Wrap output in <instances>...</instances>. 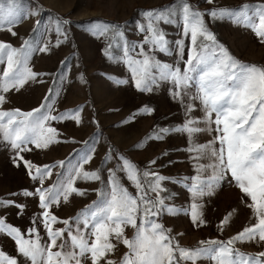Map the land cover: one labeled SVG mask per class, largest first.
Listing matches in <instances>:
<instances>
[{"label": "snow or ice", "instance_id": "6c2138e0", "mask_svg": "<svg viewBox=\"0 0 264 264\" xmlns=\"http://www.w3.org/2000/svg\"><path fill=\"white\" fill-rule=\"evenodd\" d=\"M207 2L212 3V0ZM179 11L183 36L190 39L186 60L184 39L174 42L177 55L184 63L183 69L179 62H162L155 55L156 52L172 55L166 34L160 28L161 23L175 22L176 9L172 5L144 13L146 23L139 24V30L146 33L144 41L139 46L125 42L121 59L127 64L131 82L137 90L152 92L161 83H168L171 85L170 96L184 108L185 119L180 125L161 128L149 139L162 140L164 134L170 132L186 135V151L192 154L190 159L197 161L194 165L196 175L184 178L185 181L190 180L184 185L191 196L189 207L167 202L172 195L164 182L173 178L152 170L157 164L156 159L149 161L152 167L141 169L125 155L118 152L114 155L110 148L102 163L114 160L115 167L106 169V182L101 177L102 169L88 171L84 168L95 154L94 144L88 141L78 151L75 163L61 160L39 167L25 159L23 153L33 150L29 145L46 149L59 142L58 129L51 126L53 121L81 123V109L53 114L51 95L30 111L4 109L6 94L19 91L41 74L29 66L34 50L29 40H24L21 47L0 41V65L3 66L0 68V143L11 149L13 164L25 167L30 178L39 185L34 190L22 189L12 195L36 197L41 209L33 217V226L27 229L28 238L20 228L6 223L3 217H0V233L14 240L18 254L28 264H83L85 260L90 264H117L107 258L117 247L113 240L128 249L119 264H198L201 260H209L213 264H264V251L245 253L234 247L238 241H253L264 247V66L246 64L234 58L209 30L205 12L195 10L189 0H181ZM207 14L213 20L228 19L251 30L264 43V3H245L238 9L222 7L209 10ZM22 15L16 0H7V8L0 0V28L5 23L12 25ZM59 23L67 24L69 21L58 22V32ZM7 31L16 35L11 26ZM92 31L95 35L112 33L113 37L123 38V33L116 26L94 25ZM146 45L150 46L148 50H145ZM38 50L47 52L49 49L45 45ZM133 52L135 55L131 54ZM105 54L113 59L110 52ZM116 83L126 84L129 80H116ZM52 92L49 89V93ZM197 109L203 113L202 116L193 115ZM153 111L149 106L141 109L144 114ZM204 132L213 133V139L198 143L196 137ZM205 159L210 163H199ZM58 167L64 171L57 172L55 182L45 187V180L51 179L53 169ZM209 169L211 174L206 175ZM119 174L130 182L135 194L123 184ZM77 180L100 182L102 186L95 190L97 200L76 216L61 220L53 213V206L59 205L61 200L67 202L73 194L86 195L85 189L76 187ZM225 181L234 183L242 194L241 203L251 210L255 222L227 241L210 239L200 241L195 247L180 245L177 236L159 218L164 214L175 216L184 213L190 215L191 222L197 227L204 225L206 221L200 201L214 195ZM12 206L21 213L26 207L14 200L0 199V207ZM233 212L221 220V230L229 223ZM38 223L46 232L47 242L42 243L36 227ZM57 223L64 227L54 228ZM128 227L133 230L131 237L125 235ZM0 264L20 262L0 249Z\"/></svg>", "mask_w": 264, "mask_h": 264}, {"label": "rangeland", "instance_id": "374dc122", "mask_svg": "<svg viewBox=\"0 0 264 264\" xmlns=\"http://www.w3.org/2000/svg\"><path fill=\"white\" fill-rule=\"evenodd\" d=\"M181 0H16V6L23 14L21 19L12 25L5 23L0 28V41L8 42L14 47H21L24 40H29L33 52L29 66L39 73L36 81H31L19 91L6 94L7 102L3 105L6 110L19 108L30 111L40 106L46 96L51 95L54 100V112L58 114L69 109H81L82 122L77 124L73 120L53 121V127L58 129V143L48 148L37 149L23 153L25 159L34 165L42 167L65 160L75 163L78 151L88 141L95 146V154L90 163L84 165L85 170L102 169L101 177L105 182L108 178L107 168L115 167V161H104L109 149L125 155L141 169L152 167L149 161L156 159L157 164L152 170L160 172L166 177L173 178L164 182L172 199L167 201L177 206L189 207L191 196L184 186L185 177L196 175L194 165L197 161L190 159L186 151L188 141L185 134L170 132L164 134L162 140L149 139L156 135L161 128H171L180 125L185 119L183 106L169 94L168 83H161L152 92H141L131 82V72L123 57V45L143 43L146 33L139 30V24L146 23L144 13L148 10L160 9L172 5L176 9L174 23L160 24L165 32L172 49V55L156 52V58L162 62L175 64L179 62L183 69L184 63L177 55L175 41L184 39V60L187 59L190 39L183 36ZM195 10L205 12V22L219 43L223 44L237 60L246 64L264 66V43H261L254 33L242 26L233 24L228 19L213 20L207 14L209 10L218 8H236L242 4L258 5L264 0H189ZM7 8V0H3ZM250 10V14H251ZM36 14H30V13ZM69 21L67 24L58 22ZM37 21L39 23L37 24ZM111 25L123 33V38L113 37L112 33L100 36L92 31L94 25ZM11 26L16 35H12L7 28ZM57 41H60L57 44ZM48 46L47 52L38 49ZM111 45V47H109ZM150 46H145L148 50ZM110 52L113 59L105 54ZM139 51L137 47L136 52ZM135 55V52L131 53ZM3 66L0 65V68ZM116 80H129V83L118 84ZM49 89L53 92L50 94ZM58 92L59 95H55ZM199 102H197L198 104ZM149 106L154 109L151 114H144L141 109ZM194 116L203 113L197 109ZM203 127V125H201ZM213 133L204 132L196 137L198 143H206L213 139ZM167 152V155L164 153ZM11 149L0 143V199L14 200L26 207L21 213L16 207H0V217L6 223L21 229L27 236V229L33 226V217L38 215V198L12 195L20 193L22 189L34 190L39 186L27 174L25 167H16L12 162ZM199 163H210L201 160ZM62 168H54L51 179H46L44 186H50L56 180V173ZM209 169L206 175H210ZM122 177L123 184L135 194L130 182ZM176 181V182H174ZM102 185L97 181L77 180L76 187L86 190V195H71L67 202L61 200L54 205L53 213L61 220L76 216V214L97 200L96 189ZM241 193L234 183L222 182L215 194L206 196L203 204L204 225L197 227L190 220V215L184 213L175 216L164 214L159 221L177 236L180 245L195 247L200 241L210 239L227 241L238 234L244 227L255 222L249 208L241 203ZM233 210H235L233 212ZM233 212L231 220L221 230L220 222ZM42 237V243L47 242L46 232L41 224L36 225ZM54 228H63L57 223ZM182 234V235H178ZM125 235L131 237L133 230L128 227ZM67 238V237H65ZM117 247L109 253L107 258L119 264L120 259L128 251L122 243L113 240ZM235 248L245 253H259L264 251L260 244L236 242ZM0 249L16 257L20 264H28L17 252L13 239L0 233ZM83 264H90L85 260ZM103 264V262H102ZM198 264H213L209 260H201Z\"/></svg>", "mask_w": 264, "mask_h": 264}]
</instances>
